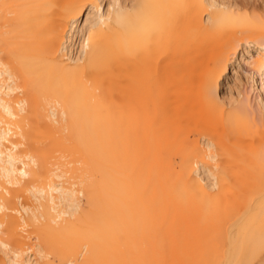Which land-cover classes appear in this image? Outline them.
<instances>
[{
  "label": "bare ground",
  "instance_id": "bare-ground-1",
  "mask_svg": "<svg viewBox=\"0 0 264 264\" xmlns=\"http://www.w3.org/2000/svg\"><path fill=\"white\" fill-rule=\"evenodd\" d=\"M0 250L264 264V9L0 0Z\"/></svg>",
  "mask_w": 264,
  "mask_h": 264
},
{
  "label": "rangeland",
  "instance_id": "rangeland-1",
  "mask_svg": "<svg viewBox=\"0 0 264 264\" xmlns=\"http://www.w3.org/2000/svg\"><path fill=\"white\" fill-rule=\"evenodd\" d=\"M249 1H252V2H255L261 9H264V0H249ZM105 7V4H103V7L102 8H104ZM106 8V7H105ZM89 10H87L86 11V13L88 12ZM85 18H86V14L83 16V17H81V20H80V22L83 24L84 23V21H85ZM252 45V44H251ZM250 44H248V45H245L244 47H246V49L247 50H250L251 52H253L254 50H253V48H252V46H251ZM241 53H244V54H246V52L244 51L243 52V50L241 51ZM254 53V52H253ZM243 69V63L242 62H240V64L236 67V71H237V73H238V75H237V78H239L240 80H245V76H244V74H243V72L241 71ZM238 81L236 80V79H234V78H232V79H230V88H227V86L224 84H222V88H221V90H220V92H221V94L222 95H225V94H227V92L229 93H232L234 96H236V94H237V86H239L238 85ZM0 254L2 255L3 253H2V251L0 250Z\"/></svg>",
  "mask_w": 264,
  "mask_h": 264
}]
</instances>
